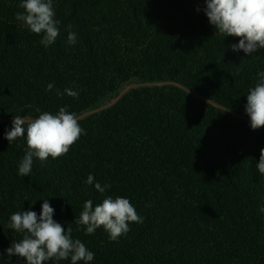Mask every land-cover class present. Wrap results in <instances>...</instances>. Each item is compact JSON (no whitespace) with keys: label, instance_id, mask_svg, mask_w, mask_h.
I'll return each mask as SVG.
<instances>
[{"label":"trees","instance_id":"obj_1","mask_svg":"<svg viewBox=\"0 0 264 264\" xmlns=\"http://www.w3.org/2000/svg\"><path fill=\"white\" fill-rule=\"evenodd\" d=\"M21 3L0 0V264H27L7 255L22 239L10 217L39 215L44 199L94 253L88 264H264V128L252 130L246 114L264 49L233 52L239 38L215 33L206 0H53L60 35L45 47L16 20ZM61 107L85 134L19 175L27 138L5 139L14 116ZM96 183L111 187L101 193ZM109 196L129 199L143 223L117 241L103 227L85 235L74 222L84 203Z\"/></svg>","mask_w":264,"mask_h":264},{"label":"clouds","instance_id":"obj_2","mask_svg":"<svg viewBox=\"0 0 264 264\" xmlns=\"http://www.w3.org/2000/svg\"><path fill=\"white\" fill-rule=\"evenodd\" d=\"M206 5L205 13L215 26V33L239 38L238 44L230 46L233 52L243 51L249 56L264 49V0H206ZM20 7L24 12H18L16 20L22 22L32 33L42 34L40 43L43 46L52 45L60 35L53 0H22ZM68 27L70 29L71 25ZM67 42L75 45L77 34L69 31ZM257 75L259 82L250 89L246 104V114L250 117V126L254 131L264 128V71ZM54 87L53 83H49L47 91H52ZM64 91L71 97L79 95L71 89ZM57 94H60L59 91ZM25 133L27 150L20 162L18 174L26 177L32 171L34 158L43 164L49 157L57 159L66 155L81 135L85 134V130L80 126L75 113L61 107L56 114L43 112L30 121L14 116L12 128L6 133L5 139L11 144L17 138L24 137ZM257 169L264 175V149H261ZM93 182L94 177L90 174L86 183L92 185ZM110 187L95 184L96 190L101 193ZM41 207L39 215L32 210L18 211L11 215L8 227L21 233L22 239L13 241L6 250L8 257L23 258L27 264H45L52 260L58 264L69 258L71 264L91 262L94 253L80 239H73L71 227L65 230L61 223L54 220L55 210L48 199H44ZM74 222L84 226L85 235L94 234L98 228L103 227L109 234V239L117 241L130 231V223H143V217L137 213L129 199L109 196L95 207L92 200L86 201L83 211Z\"/></svg>","mask_w":264,"mask_h":264},{"label":"rangeland","instance_id":"obj_3","mask_svg":"<svg viewBox=\"0 0 264 264\" xmlns=\"http://www.w3.org/2000/svg\"><path fill=\"white\" fill-rule=\"evenodd\" d=\"M138 86H139V85H137V84H131V85H128V86L124 87V90H123L122 94L125 93V92H127L128 90H130V89H132V88H135V87H138ZM116 100H117V98H116V99H112V100L105 101V102H103L102 105H101L100 107H98L97 109H95V110H93V111H90V112H88V113L82 115V116L79 117V118H84V117H86V116H89L90 114H93V113L98 112V111H100V110L106 109V108H108L109 106H111L113 103H115Z\"/></svg>","mask_w":264,"mask_h":264}]
</instances>
